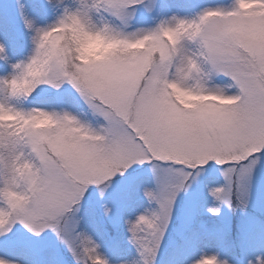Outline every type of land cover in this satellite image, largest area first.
I'll return each instance as SVG.
<instances>
[{
    "label": "snow or ice",
    "instance_id": "snow-or-ice-1",
    "mask_svg": "<svg viewBox=\"0 0 264 264\" xmlns=\"http://www.w3.org/2000/svg\"><path fill=\"white\" fill-rule=\"evenodd\" d=\"M45 2L62 11L41 27L16 0L32 46L25 58L11 62L0 42L10 69L0 77V246L18 243L17 228L51 233L73 264H109L82 227V201L134 165L150 166L154 188L143 195L155 207L125 220L131 264H155L177 194L205 166L223 177L214 199L243 211L264 178V0L191 18L161 0ZM40 93H54L50 106L11 103Z\"/></svg>",
    "mask_w": 264,
    "mask_h": 264
},
{
    "label": "rangeland",
    "instance_id": "rangeland-1",
    "mask_svg": "<svg viewBox=\"0 0 264 264\" xmlns=\"http://www.w3.org/2000/svg\"><path fill=\"white\" fill-rule=\"evenodd\" d=\"M21 2L27 5L28 13L41 27L54 23L62 11L50 7L45 0ZM161 2L171 5L172 12L191 18L204 8L228 7L232 0ZM137 22L147 26L152 21L141 9L137 13ZM0 42L7 45L13 63L31 51L30 40L17 15L16 0H0ZM8 71L10 69L0 61V77ZM52 95L54 93L34 94L22 104L11 103L25 108L48 107ZM4 98L5 93L0 91V101ZM197 171L199 175L194 173L187 187L177 194L155 264H192L202 256H215L228 264H256L258 258L264 259V178L258 177L253 183L249 203L241 211L220 204L211 195L212 188L223 184V177L215 165ZM145 188H154L150 166L134 165L123 177L113 179L103 197L91 188L82 201V227L100 245L99 252L109 264H131L138 259L135 248L128 242L125 220L134 219L155 207L144 197ZM200 202L217 205L218 213H210L211 207L207 206H200L199 210ZM105 206L110 209L107 216ZM13 235L18 243L0 246V256L19 264H73L70 254L51 233L37 238L17 228Z\"/></svg>",
    "mask_w": 264,
    "mask_h": 264
},
{
    "label": "trees",
    "instance_id": "trees-1",
    "mask_svg": "<svg viewBox=\"0 0 264 264\" xmlns=\"http://www.w3.org/2000/svg\"><path fill=\"white\" fill-rule=\"evenodd\" d=\"M200 206H207V207H218L217 205H213L211 203H203L200 202L199 205L197 206V208L200 210ZM199 214V212H197Z\"/></svg>",
    "mask_w": 264,
    "mask_h": 264
}]
</instances>
